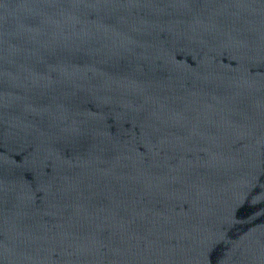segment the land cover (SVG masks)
<instances>
[{"label": "water", "instance_id": "95a60500", "mask_svg": "<svg viewBox=\"0 0 264 264\" xmlns=\"http://www.w3.org/2000/svg\"><path fill=\"white\" fill-rule=\"evenodd\" d=\"M0 264H264V0H0Z\"/></svg>", "mask_w": 264, "mask_h": 264}]
</instances>
